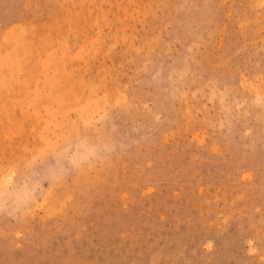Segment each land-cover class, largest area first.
I'll return each mask as SVG.
<instances>
[{"label":"rangeland","instance_id":"obj_1","mask_svg":"<svg viewBox=\"0 0 264 264\" xmlns=\"http://www.w3.org/2000/svg\"><path fill=\"white\" fill-rule=\"evenodd\" d=\"M0 61V264H264V0H0Z\"/></svg>","mask_w":264,"mask_h":264},{"label":"bare ground","instance_id":"obj_2","mask_svg":"<svg viewBox=\"0 0 264 264\" xmlns=\"http://www.w3.org/2000/svg\"><path fill=\"white\" fill-rule=\"evenodd\" d=\"M5 57H7V56H5ZM1 62V61H0Z\"/></svg>","mask_w":264,"mask_h":264}]
</instances>
